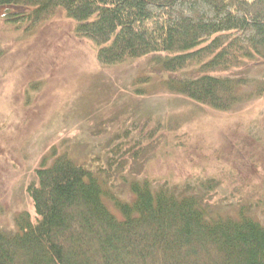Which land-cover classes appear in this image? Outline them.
Instances as JSON below:
<instances>
[{"label": "trees", "instance_id": "1", "mask_svg": "<svg viewBox=\"0 0 264 264\" xmlns=\"http://www.w3.org/2000/svg\"><path fill=\"white\" fill-rule=\"evenodd\" d=\"M60 12L101 67L150 56L170 91L215 110H231L242 71L264 64V0H0L1 20L26 33ZM130 190L109 195L66 153L41 164L28 187L35 218L0 229V264H264V224L244 210L216 214L168 183Z\"/></svg>", "mask_w": 264, "mask_h": 264}, {"label": "rangeland", "instance_id": "2", "mask_svg": "<svg viewBox=\"0 0 264 264\" xmlns=\"http://www.w3.org/2000/svg\"><path fill=\"white\" fill-rule=\"evenodd\" d=\"M153 60L101 67L62 12L30 33L0 18V229L35 218L36 169L64 153L117 198L132 200L134 181L168 183L264 224V64L242 71L239 102L219 111L170 91Z\"/></svg>", "mask_w": 264, "mask_h": 264}]
</instances>
